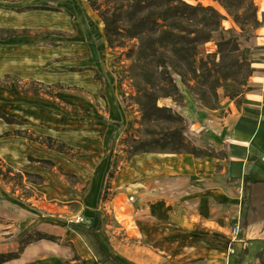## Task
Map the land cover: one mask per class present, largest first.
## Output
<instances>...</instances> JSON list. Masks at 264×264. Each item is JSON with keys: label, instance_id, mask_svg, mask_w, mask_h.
<instances>
[{"label": "rangeland", "instance_id": "rangeland-1", "mask_svg": "<svg viewBox=\"0 0 264 264\" xmlns=\"http://www.w3.org/2000/svg\"><path fill=\"white\" fill-rule=\"evenodd\" d=\"M71 1H0V37L6 39L14 36L0 40V80L5 75L23 81L34 80L24 76L36 71L50 79L57 75V78L67 79L68 74L73 73L69 70L74 68L61 64L66 57L55 58L68 53L66 49L55 48L66 45L58 40L65 35L59 30L63 23L60 24L58 19ZM181 1L189 6L212 8L223 18L212 39L197 47V60L202 59L206 68L202 76L198 73V81L191 82L190 90L181 88L184 104L190 105L192 111L198 109L195 108L196 104L199 110H206L199 104L203 103L206 93L205 100L210 103L208 107L224 113L227 103L233 101V106L238 109L248 94V68L243 64L246 62L244 54L239 41V54L232 53L230 48L217 53L216 44L227 41L232 34L241 30L256 33L264 27V17L259 21L256 14L255 18L251 16L250 10L230 16L217 0ZM24 8L37 9L32 11L33 21L37 15L48 21V25L23 30L14 27L13 14ZM27 20V16L23 17V25L28 23ZM24 30L28 31L26 36L16 37L22 35ZM113 54V63L119 71V101L124 95L126 105L131 106L126 109L131 115V132L139 116L127 98L133 94L131 83L123 71L128 63L121 64L116 60L119 52ZM39 57L43 58L44 63L36 65ZM57 84L63 88L56 93L55 101L44 97L20 96L12 85L10 89L0 87V114L21 125H6L0 120V159L16 172L31 174L30 180L35 183H38L37 178L43 179L41 185H26L27 190L14 189L13 196L11 186L0 183V254L15 251L21 235L37 231L56 237L58 241L30 245L13 264H57L56 253L64 249L73 253L72 260H62L59 264H80L81 259L71 242L80 248L95 243L105 255L118 261L119 251L130 250L133 245L149 246L132 231L136 224L133 213L138 206L133 202L135 195L130 181V162L136 156L129 158L127 155L123 144L125 134H121L123 123L107 119L106 107L83 90L62 82ZM234 93H237L236 99L231 97ZM98 98L101 99V95ZM160 105H168V102H161ZM4 125L7 127L3 128ZM104 127H109L108 131ZM16 132L56 139L78 153L70 157L48 151L37 143L15 136ZM29 158L32 160L29 161ZM115 198L120 200L115 203L116 208L119 206L123 212L121 218L115 213ZM173 204L178 206L179 202ZM173 221L179 225L178 214ZM78 224L90 226L94 229V235L79 230ZM99 256L101 260L104 259L101 253ZM108 263L114 264L111 260Z\"/></svg>", "mask_w": 264, "mask_h": 264}, {"label": "crops", "instance_id": "crops-1", "mask_svg": "<svg viewBox=\"0 0 264 264\" xmlns=\"http://www.w3.org/2000/svg\"><path fill=\"white\" fill-rule=\"evenodd\" d=\"M252 3L258 20H262L264 0ZM13 16V26L22 30L38 29L49 23L37 15L34 22L32 12ZM25 16L28 23L23 25ZM58 21L63 23L59 30L65 34L58 40L66 45L55 49H66L68 53L55 58L66 57L61 64L79 72L68 74L67 79L57 78L58 75L50 79L34 69L32 75L23 76L45 85L62 82L83 90L106 107L107 119L122 122L121 134H127L131 115L119 101V71L103 36L102 23L85 0H72L64 14H59ZM239 47L252 70L247 80L248 94L239 108L230 101L224 113L199 110L197 104V110L192 111L185 104L180 111L190 123L193 144L199 148L209 144L227 158L194 159L167 154L134 157L130 162V181L138 209L133 213L136 224L132 231L149 246L133 245L130 250L117 252L118 262L95 243L80 248L71 242L80 264H109V260L114 264H235L237 259L240 264H255L256 254L264 247V27L248 40H239ZM43 63V58H38L36 65ZM95 74L102 82L95 80ZM228 180H236L237 184L230 185ZM246 182L251 184L249 208L245 228L240 229L238 236L243 244H232L229 233L234 226L239 227ZM116 201L120 200L113 201L115 213L121 218L123 212L119 206L116 208ZM175 201L178 206H174ZM177 214L179 225L173 221ZM231 248L233 256L228 255ZM99 253L104 259H100ZM72 256L70 250L57 251L55 261H71Z\"/></svg>", "mask_w": 264, "mask_h": 264}, {"label": "trees", "instance_id": "trees-1", "mask_svg": "<svg viewBox=\"0 0 264 264\" xmlns=\"http://www.w3.org/2000/svg\"><path fill=\"white\" fill-rule=\"evenodd\" d=\"M17 3L21 0H0ZM87 5L103 25V36L107 47L112 52H119L117 61L128 63L123 71L128 77L133 94L128 101L136 108L139 118L134 122L131 132L125 134L123 144L129 158L147 154L188 155L194 159H226L227 155L216 152L209 144L199 148L190 139V123L180 114L185 108L181 88L191 89V82L198 81V73H204L206 68L203 60H197V47L208 43L215 34L223 18L212 8L189 6L181 0H86ZM221 7L230 15L235 16L242 11H252L255 18L256 9L252 0H217ZM35 8H24L17 14L36 11ZM256 21V20H255ZM28 31H22L24 37ZM254 33L241 30L232 34L231 38L216 44L217 53L230 48L232 53H238L237 41L248 40ZM14 36L0 40H7ZM124 58V59H123ZM248 77L252 70L247 62ZM198 66V69H196ZM69 72H78L75 69ZM95 80L102 82L95 74ZM14 89L20 96L44 97L55 101V95L62 90L60 84L45 85L32 79L23 81L17 77L5 75L0 80V87ZM213 90V89H212ZM213 92V91H212ZM215 94V93H214ZM199 103L202 108L214 111L208 107L205 100ZM236 99L237 93L231 95ZM232 100V99H231ZM123 108L126 105L124 95L121 96ZM168 102V105H160ZM0 120L6 125H18L15 121L0 114ZM15 136L37 143L48 151L64 156H74L78 152L64 143L50 138L35 136L27 132H16ZM7 136V135H5ZM32 159L29 158V161ZM31 174L16 172L0 159V183L3 186L21 191L27 190L26 185H41L43 179L37 178L38 183L31 181ZM228 184H237L236 180H228ZM251 184L243 186V205L239 217V228H245V216L249 208ZM31 191V189H30ZM30 198V196H29ZM27 198V200H29ZM81 230L94 235L90 226L78 224ZM46 241L56 243L58 238L37 231L21 235L17 241L16 250L0 254V264L18 260L24 250L35 243ZM255 264H264V247L256 254ZM237 259L235 264H240Z\"/></svg>", "mask_w": 264, "mask_h": 264}, {"label": "built area", "instance_id": "built-area-1", "mask_svg": "<svg viewBox=\"0 0 264 264\" xmlns=\"http://www.w3.org/2000/svg\"><path fill=\"white\" fill-rule=\"evenodd\" d=\"M132 200V199H131ZM239 233H240V228L238 226H234L231 230H230V233H229V237H230V242L232 244H236V243H240V244H243V241H240L238 239V236H239ZM228 255L229 256H233L235 255L234 253V250L231 248L228 252Z\"/></svg>", "mask_w": 264, "mask_h": 264}, {"label": "bare ground", "instance_id": "bare-ground-1", "mask_svg": "<svg viewBox=\"0 0 264 264\" xmlns=\"http://www.w3.org/2000/svg\"><path fill=\"white\" fill-rule=\"evenodd\" d=\"M39 58H41V57H39Z\"/></svg>", "mask_w": 264, "mask_h": 264}]
</instances>
